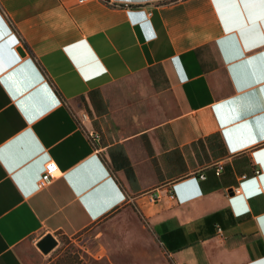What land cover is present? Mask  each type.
I'll return each instance as SVG.
<instances>
[{
    "label": "crops",
    "instance_id": "0c3cea01",
    "mask_svg": "<svg viewBox=\"0 0 264 264\" xmlns=\"http://www.w3.org/2000/svg\"><path fill=\"white\" fill-rule=\"evenodd\" d=\"M125 202L186 234L222 210L177 264H264L262 0H0V264Z\"/></svg>",
    "mask_w": 264,
    "mask_h": 264
},
{
    "label": "rangeland",
    "instance_id": "374dc122",
    "mask_svg": "<svg viewBox=\"0 0 264 264\" xmlns=\"http://www.w3.org/2000/svg\"><path fill=\"white\" fill-rule=\"evenodd\" d=\"M54 236L57 244L41 264H177L147 218L128 202L79 232Z\"/></svg>",
    "mask_w": 264,
    "mask_h": 264
},
{
    "label": "trees",
    "instance_id": "16d2710c",
    "mask_svg": "<svg viewBox=\"0 0 264 264\" xmlns=\"http://www.w3.org/2000/svg\"><path fill=\"white\" fill-rule=\"evenodd\" d=\"M221 213L222 210H217L203 216L195 229L187 234L181 227L171 229L166 226L163 228L155 227L154 230L167 251H176L190 243L198 241L202 237L212 234L215 223L221 220Z\"/></svg>",
    "mask_w": 264,
    "mask_h": 264
},
{
    "label": "built area",
    "instance_id": "2783aa9c",
    "mask_svg": "<svg viewBox=\"0 0 264 264\" xmlns=\"http://www.w3.org/2000/svg\"><path fill=\"white\" fill-rule=\"evenodd\" d=\"M78 1L82 2L85 0H78ZM82 117H86V113H82ZM89 135H90L91 139L93 140L98 136V133L96 131H90ZM222 169H223V161L222 160L216 161L214 164L215 174L219 175L221 173ZM57 171H58L57 163L53 159L46 160L44 162V166H43V169L40 173V176L37 180V187H41V186H44L45 184L49 183L56 176ZM255 173L259 174L258 168L255 169ZM198 177L201 179L205 178V174L203 172H199ZM241 177L245 178L246 174H241ZM233 190H234V192L239 191L240 186L238 185V186L234 187ZM171 193H172V191H171ZM158 197H159L158 194H151V195H149V200L153 201ZM216 230L218 233H221V227L220 226H216Z\"/></svg>",
    "mask_w": 264,
    "mask_h": 264
},
{
    "label": "water",
    "instance_id": "95a60500",
    "mask_svg": "<svg viewBox=\"0 0 264 264\" xmlns=\"http://www.w3.org/2000/svg\"><path fill=\"white\" fill-rule=\"evenodd\" d=\"M17 50L24 54V50L22 46H17ZM57 244V238L54 236L53 233L47 232L45 233L38 241L37 246L43 251L48 252L50 251L55 245Z\"/></svg>",
    "mask_w": 264,
    "mask_h": 264
},
{
    "label": "snow or ice",
    "instance_id": "6c2138e0",
    "mask_svg": "<svg viewBox=\"0 0 264 264\" xmlns=\"http://www.w3.org/2000/svg\"><path fill=\"white\" fill-rule=\"evenodd\" d=\"M262 3H264V0H262ZM261 224L264 225V219L261 220Z\"/></svg>",
    "mask_w": 264,
    "mask_h": 264
}]
</instances>
